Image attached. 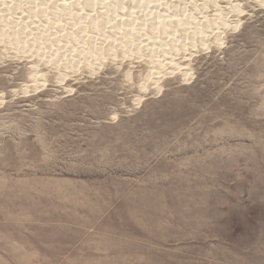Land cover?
I'll return each instance as SVG.
<instances>
[{
  "label": "rangeland",
  "instance_id": "rangeland-1",
  "mask_svg": "<svg viewBox=\"0 0 264 264\" xmlns=\"http://www.w3.org/2000/svg\"><path fill=\"white\" fill-rule=\"evenodd\" d=\"M0 264H264V0H0Z\"/></svg>",
  "mask_w": 264,
  "mask_h": 264
},
{
  "label": "bare ground",
  "instance_id": "bare-ground-1",
  "mask_svg": "<svg viewBox=\"0 0 264 264\" xmlns=\"http://www.w3.org/2000/svg\"><path fill=\"white\" fill-rule=\"evenodd\" d=\"M153 2V1H152ZM166 2V1H165ZM169 2V1H168ZM209 2H212V1H209ZM208 2V3H209ZM116 3V2H115ZM187 3V2H186ZM207 3V4H208ZM215 3V2H214ZM263 3V2H262ZM121 4V3H120ZM143 5H144V3H142ZM146 4H148V3H146ZM106 5V4H105ZM143 5H141V6H143ZM150 5V4H149ZM204 5V4H203ZM217 5V4H216ZM240 5V4H239ZM29 6V5H28ZM110 6V4H107L106 5V7L108 8ZM66 7V6H65ZM5 9V8H4ZM120 9V8H119ZM130 9V8H129ZM45 10V9H44ZM59 10V9H58ZM61 10V9H60ZM108 10H109V8H108ZM233 10H235V11H239V6H234L233 7ZM40 11V10H39ZM110 11H111V9H110ZM242 11V10H241ZM107 12H109V11H107ZM123 12V11H122ZM154 12V11H153ZM220 12V11H219ZM36 13V12H35ZM115 13V12H114ZM117 13V12H116ZM216 13V12H215ZM24 14V13H23ZM73 15V14H72ZM120 15V14H119ZM123 15V14H122ZM12 16V15H11ZM55 16V15H54ZM96 16V15H95ZM112 16V15H111ZM124 16V15H123ZM156 16H158L157 18V22H155V24H154V27L156 28V26H158L157 28H160L161 26L163 27V25L165 24V22H164V16L163 15H156ZM216 16V15H215ZM166 17V16H165ZM191 17V16H190ZM220 17V16H219ZM45 18H47V17H45ZM49 18V17H48ZM91 18V17H90ZM154 18V17H153ZM195 18V17H194ZM52 19V18H51ZM70 19V18H69ZM131 19V18H130ZM204 19H206V18H204ZM152 20H154V19H152ZM159 20V21H158ZM177 20V19H176ZM195 20V19H194ZM7 21V20H6ZM49 21V20H48ZM145 21V20H144ZM178 22H180L179 20H177ZM176 21V22H177ZM214 21H215V19H214ZM10 22V21H9ZM109 22V21H108ZM119 22V21H118ZM122 22V21H121ZM129 22V21H128ZM164 22V23H163ZM178 22L176 23V24H178ZM198 22V21H197ZM8 23V22H7ZM53 23V22H52ZM56 23V22H55ZM87 23V22H86ZM96 23V22H95ZM116 23H117V21H116ZM146 23V22H145ZM150 23H153V22H150ZM184 23V22H183ZM227 23V22H226ZM44 24V23H43ZM92 24V23H91ZM125 22H122L121 24H117V28H118V31H121V30H123V28H126L125 27ZM174 24V23H173ZM61 25V24H60ZM76 25V24H75ZM130 25H134V24H130ZM149 25V24H148ZM147 25V26H148ZM192 25V24H191ZM199 25V24H198ZM236 25H238V24H236ZM50 26V25H49ZM126 26H129L128 24L126 25ZM144 26V25H143ZM142 26V27H143ZM171 26V25H170ZM180 26V25H179ZM76 27H77V25H76ZM88 26H84V25H82L81 27H79V28H83V29H85V28H87ZM130 27V26H129ZM131 27H133V29L131 28ZM129 29H130V35H128L129 36V38L128 39H126L125 41H121V42H119V43H115V39H114V43H113V45H112V47H110V50H109V52H110V54L108 55V56H104V54L102 53L101 54V56H100V58H98L99 60L100 59H107V57H112V59L113 60H115V59H117L118 58V51L121 49V54H123V56H124V58H123V60H126V59H128V58H131L130 56H133V52H135L136 50H138V51H141L140 50V48L137 46L136 47V42L138 41V38L135 40L134 39V35H135V37H136V34H139V32L140 31H137V29L135 28L134 29V26H131ZM153 27V26H152ZM153 27V28H154ZM167 27H169V26H167ZM166 27V29H168ZM172 27H175V33L176 32H178L177 30V27L176 26H172ZM199 27V26H198ZM201 27V26H200ZM199 27V28H200ZM226 27V26H225ZM116 28V27H115ZM144 28V27H143ZM154 28V29H155ZM179 28V27H178ZM206 28H208V27H206ZM228 28V27H227ZM51 29V28H50ZM139 29V28H138ZM172 29V28H171ZM195 29V28H194ZM82 30V29H81ZM113 30V29H112ZM189 30V29H188ZM203 30V29H202ZM227 30V29H226ZM84 31V30H83ZM117 31V32H118ZM158 31H159V29H158ZM157 31V32H158ZM171 31V30H170ZM49 32H50V30H49ZM71 33H67L68 35H71V37H76L77 38V35H74V33H73V31H70ZM77 32V31H76ZM114 32V31H113ZM115 32H116V30H115ZM164 33H165V31H163ZM194 32H196V31H194ZM119 34H120V32H118ZM158 33H160V32H158ZM201 33V29L199 30V33L198 34H200ZM202 33H203V31H202ZM210 33V32H209ZM48 34V33H47ZM98 34V33H97ZM146 34V33H145ZM149 34V33H148ZM155 34H157V33H155ZM155 34H153L152 36H150V37H146L145 35V39L144 40H146V39H148L147 41H151V40H154L157 36H154ZM224 34V33H223ZM115 35V34H114ZM117 35V34H116ZM124 35V34H123ZM133 35V36H132ZM142 35L143 34H141V36H139V38L140 37H142ZM151 35V34H150ZM174 35V34H173ZM24 36V35H23ZM42 36V35H41ZM53 36V35H52ZM65 36V35H64ZM87 36V35H86ZM132 36V37H131ZM143 36V37H144ZM222 36V35H221ZM6 37H8L7 35H6ZM38 37V36H37ZM124 36H122V38H123ZM138 37V36H137ZM5 38V37H4ZM27 38V37H26ZM69 38V37H68ZM108 39H111L110 37H107ZM106 38V39H107ZM126 38V37H125ZM208 38V37H207ZM17 39V38H16ZM66 39V38H65ZM85 39V38H84ZM83 39V40H84ZM112 39H113V37H112ZM124 39V38H123ZM157 39V38H156ZM191 39V38H190ZM77 40V39H76ZM179 40V39H178ZM196 40L197 39H193V42H196ZM11 41V40H10ZM17 41V40H16ZM21 41V40H20ZM82 41V40H81ZM120 41V40H119ZM140 42L142 41V39H140L139 40ZM155 41V40H154ZM8 42V41H7ZM62 42V41H61ZM140 42H137L138 44L140 43ZM216 42L218 43V44H222L223 42H222V39L221 38H217L216 39ZM12 43V42H11ZM19 43V42H18ZM73 43V42H72ZM81 43V42H80ZM152 43V42H151ZM70 44V43H69ZM75 44V43H74ZM201 44L203 45V46H208L209 44H208V42H207V40L205 39L204 40V38H203V40L201 41ZM217 44V45H218ZM224 44V43H223ZM65 45V44H64ZM154 45V44H153ZM156 45V44H155ZM219 45V46H220ZM20 46V45H19ZM72 46V45H71ZM99 46V45H98ZM223 46V45H222ZM53 47V46H52ZM51 47V48H52ZM55 47V46H54ZM66 47V46H65ZM88 47V46H87ZM86 47V48H87ZM136 47V48H135ZM156 47V46H155ZM70 48V47H69ZM208 48V47H207ZM32 49V48H31ZM63 49V48H62ZM85 49V48H84ZM98 49H99V47H98ZM152 49V48H151ZM45 50H46V47H43V46H39V48H38V51H37V53L38 52H41L42 51V53H44L45 52ZM49 50V49H48ZM47 50V51H48ZM54 50V49H53ZM67 50V49H66ZM65 50V51H66ZM87 50V49H86ZM95 50V49H94ZM100 50V52H101V49H99ZM168 50V49H167ZM173 50V49H172ZM34 51V50H33ZM62 51V50H61ZM60 51V52H61ZM165 51V50H164ZM178 51V50H177ZM56 52H58V53H56V56L54 55V54H50L49 56V58L48 57H46V55L47 54H45V55H43L42 53H40L41 55H40V57L41 56H43L44 58H43V60H45L47 63H49V62H54V65H61V62L62 63H66V62H63L62 61V59H60L61 57H65L64 56V54H62V55H60L59 54V51L57 50ZM72 52H73V50H72ZM89 52V51H88ZM153 52V51H152ZM155 52V51H154ZM153 52V53H154ZM167 52H169L170 54H171V52H170V49H169V51H167ZM47 53V52H46ZM96 53V52H95ZM49 54V53H48ZM57 54H58V58H56L57 57ZM92 54V53H91ZM94 54V53H93ZM136 54V53H135ZM162 54V53H161ZM111 55V56H110ZM139 55V54H138ZM141 55V54H140ZM67 56V55H66ZM73 56V55H72ZM91 56H93V55H91ZM155 56V55H154ZM178 56V55H177ZM95 57H97V56H95ZM99 57V56H98ZM155 57H157V56H155ZM66 58V57H65ZM74 58H76V57H74ZM74 58H72V61L73 62H68V65L66 66V64H65V68L67 69H75V66H76V64H75V59ZM80 58H81V56H80ZM91 58V57H90ZM141 58V57H140ZM154 58V57H153ZM158 58H161V60H159L158 61V65L156 64V61L155 62H153L154 60H151L150 61V63H148V64H150L151 65V71H149L150 72V74L147 76V78H146V80H145V82L143 83V85L141 86L142 88V92H145V93H147L148 92V90L150 89L149 88V84L151 83L153 86H154V89L156 90V92L157 93H161V90H162V88L159 86V83H160V80L162 79V78H164L165 76H167V74H175V71L174 70H176V71H178V72H182L183 70H186L184 73H183V76L186 78L185 80H190L191 78H193V76L188 72V69H186V68H184L183 67V65L182 64H180V62H176V60H175V58L172 56V54H171V56H168V55H165L164 54V56L162 55V56H159L158 55ZM184 58V57H183ZM186 58V57H185ZM97 59V58H96ZM95 59V60H96ZM156 59V58H155ZM177 59V58H176ZM64 60V59H63ZM187 60V59H186ZM68 61V60H67ZM83 61V60H82ZM92 61V60H91ZM98 63V62H97ZM102 63V62H101ZM94 65H92V66H90V67H93ZM97 66V65H96ZM172 67L174 70L173 71H171L170 73H167L166 75H164V69H166V68H168V67ZM58 67V66H57ZM99 67V66H98ZM90 69V68H89ZM94 70V69H93ZM95 71V70H94ZM34 74V75H33ZM31 73V76L33 75L34 77V79L35 78H37L38 76H40V75H38L39 73ZM192 76V77H191ZM67 77V75L66 74H61L60 75V78H62V79H60L61 80V82H63L64 81V79ZM31 78V77H30ZM188 78V79H187ZM127 79L128 80H130V81H132V72H128V74H127ZM39 81V80H38ZM36 82V81H35ZM38 85V84H37ZM161 85V84H160ZM149 88V89H148ZM140 98H142V96L141 97H139L138 99H137V104L139 105L140 103H141V101H142V99H140Z\"/></svg>",
  "mask_w": 264,
  "mask_h": 264
}]
</instances>
